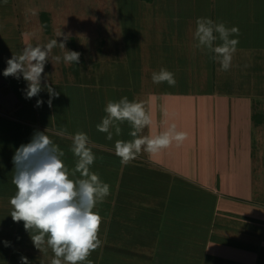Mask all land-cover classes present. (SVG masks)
I'll use <instances>...</instances> for the list:
<instances>
[{
  "label": "crops",
  "instance_id": "obj_1",
  "mask_svg": "<svg viewBox=\"0 0 264 264\" xmlns=\"http://www.w3.org/2000/svg\"><path fill=\"white\" fill-rule=\"evenodd\" d=\"M16 1L12 2L20 5L27 27L21 52L29 44L44 45L62 32L69 36L66 48L81 55L78 64H65L62 59L57 63L52 56L62 57L63 51L54 48L44 68L42 91L31 99L26 98L27 82L23 77H5L7 62L0 60V264H22V257L28 264H50L53 256L50 249H37L23 222H14L10 215L9 200L16 192L12 158L37 131L45 132L64 152L62 160L70 172L77 160L70 150L72 137L77 132L87 134L96 157L90 171L110 186V195L93 210L102 218V245L89 256L91 264H264V160L262 154L254 159L246 150L243 152L249 144L241 133L261 131L264 110L261 115L253 113V128L243 125L246 128H240L239 136L231 125L230 109L222 114L220 111L222 124L215 125L218 121L209 118L206 109L192 115L179 111L171 115L169 108L158 112L145 104L152 125L141 135L155 136L175 124L177 131L186 133V139L179 146L173 142L157 154L142 151L124 164L115 155V142L132 140L131 126L120 124V135L113 129L111 141L96 126L106 116L104 108L109 100L127 97L138 102V84L152 83L153 66L140 65L143 71L135 68L142 56L135 40L129 39L131 34L126 33V39L122 36L125 27H120V21L128 15L125 9L130 0H95L98 2L93 7L91 0H72L80 9L77 15L82 16L75 31L68 23L72 18L65 17L75 12L68 6L72 2ZM143 1L153 4V0ZM217 2L228 4L229 0L212 1L213 10ZM254 3L256 16L264 14L260 12L264 11L260 7L264 0ZM98 10L109 11L97 26L99 30L90 21ZM161 10L148 12L149 27H163L165 14ZM55 14L63 17H56L57 23L63 22L62 29L55 23ZM222 15L227 20L226 9ZM261 21L257 29L264 35ZM62 39L57 38L58 42ZM260 44L248 40L244 46H252L253 56L259 58V52L264 51ZM256 69L246 73L247 80L264 84V61ZM45 81L59 93L51 108ZM152 97L145 95L144 100ZM38 99L44 101L39 107ZM240 116L243 124L249 119L248 114ZM233 148H241L235 157Z\"/></svg>",
  "mask_w": 264,
  "mask_h": 264
},
{
  "label": "clouds",
  "instance_id": "obj_2",
  "mask_svg": "<svg viewBox=\"0 0 264 264\" xmlns=\"http://www.w3.org/2000/svg\"><path fill=\"white\" fill-rule=\"evenodd\" d=\"M234 35L239 36L237 27L228 28L223 22L217 23L209 18L196 21V47L213 54L221 71L226 72L232 67L239 43L237 38H232ZM58 37L63 39L58 42ZM68 39V35L58 32L55 39L44 45L29 44L21 54L12 55L7 60L3 75L16 79L23 77L27 82L26 98L37 97L42 91L45 65L50 61L54 48L59 47L63 51L62 57L52 56L57 63L61 59L65 64L79 63L81 54L66 48ZM152 82H167L169 86L176 84L174 73L165 68L152 73ZM44 88L49 94L47 104L51 108L53 98H57L59 93L46 81ZM43 103L38 99L36 106ZM104 112L106 116L96 127L106 134L107 140L113 139V129L116 135L121 134L120 124L127 122L132 128L129 133L132 140L115 142V155L124 164L134 160L142 151L157 154L173 142L179 146L186 139V133L177 131L175 124L155 136L141 135L145 128L151 127V115L144 103L129 101L127 97L119 101L109 100ZM89 143V137L83 132L72 137L70 150L77 160L71 172L63 163L64 152L45 132H35L29 143L16 149L12 158V183L16 192L9 200L12 207L10 215L14 222H23L37 249L51 250L50 264H91L89 256L102 245L99 238L102 218L93 210L110 195V186L90 171L96 157ZM21 260L22 264H28L26 257Z\"/></svg>",
  "mask_w": 264,
  "mask_h": 264
},
{
  "label": "rangeland",
  "instance_id": "obj_3",
  "mask_svg": "<svg viewBox=\"0 0 264 264\" xmlns=\"http://www.w3.org/2000/svg\"><path fill=\"white\" fill-rule=\"evenodd\" d=\"M12 1L17 2L16 0H6V2L0 0V60L4 63L12 55L22 53L23 34L27 31L20 5L13 4ZM68 1L72 2V0ZM212 1L217 0H153L152 5L143 0H130L125 9L128 15L124 16V21H120V27H125L122 34L123 39H126L124 38L126 33L129 36L131 34L129 39L135 40L138 53L142 56V59L135 64V68L138 67L140 71H143L142 66L148 64L153 66V72H158L164 67L174 73L176 80L175 86H169L167 82L138 84L137 93L141 94L138 102L152 105L158 112L162 109H171V115L178 114V111L181 115H189L206 109V112H209V118L211 116L212 120L218 121L215 125L222 124L218 117L220 111L222 114L226 111L224 109H230L233 111L231 125L238 130L236 133L234 129V133L241 136L240 128H246L248 125L252 127L253 113L261 115L264 110V84L251 83L246 78V73L256 71L258 65L264 61V51H260L259 58H257L253 56L255 53H252L254 50L252 46L247 49H245L247 46H244L248 40H253L264 47V35L257 29L261 20H264V14L256 16L254 0H229L228 4L217 2L215 10L212 9ZM55 2L60 4L63 1L56 0ZM91 2L93 3L90 7H93L98 1L91 0ZM106 5L102 6L107 7ZM68 6H73L72 10L75 9V12L65 14V17L72 18L68 23L70 30L75 31L82 19L79 15L81 12L79 13V8L74 7L73 2ZM260 7L264 10V3ZM224 8L227 20L222 15ZM161 9L165 14L163 27H149L148 23L151 25L149 21L151 18L147 15L148 12H161ZM108 12V10H98L92 13L93 18L90 21L91 23L94 21L96 29L97 26H101L100 22L106 18L104 16L108 15ZM56 14L54 15L55 23L62 29L63 22L57 23L56 17H63ZM198 18H209L217 23L223 22L228 28L237 27L239 29V36L232 37L237 38L239 43L230 70L221 71L220 64L213 58V54L206 49L196 47L198 42L194 33ZM145 58L147 61L144 60ZM149 94L153 96L152 99L145 101V95ZM176 95L179 97H173ZM224 97L227 101H224ZM241 114L249 116L245 124L241 123ZM208 122L210 123L209 120ZM186 126L187 123H185ZM252 131L251 133L241 131L242 137L247 139V146L249 144V148L243 149V152L247 151L249 157L254 159L262 154L263 161L264 128L261 131ZM235 140L234 138L233 141ZM238 149L241 148H233L234 157L236 151H240ZM262 161L258 164L260 173Z\"/></svg>",
  "mask_w": 264,
  "mask_h": 264
}]
</instances>
